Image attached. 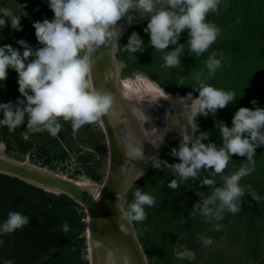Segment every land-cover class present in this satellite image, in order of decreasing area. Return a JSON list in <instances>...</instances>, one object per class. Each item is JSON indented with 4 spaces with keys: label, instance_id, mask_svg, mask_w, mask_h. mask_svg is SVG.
Wrapping results in <instances>:
<instances>
[{
    "label": "clouds",
    "instance_id": "1",
    "mask_svg": "<svg viewBox=\"0 0 264 264\" xmlns=\"http://www.w3.org/2000/svg\"><path fill=\"white\" fill-rule=\"evenodd\" d=\"M221 0H48L53 12V19L45 18L33 23L35 37L40 47L33 48L20 39L17 41L23 52L12 45L0 46V82L7 79L8 69L18 74V91L23 99L15 104L0 103L3 119L0 125L10 130L26 122L33 132L47 131L56 136L62 129L61 120L70 122L73 130L90 124L109 113L114 98L108 91L98 89L93 82V54L101 46L115 45L122 37L119 22L127 19L131 23L137 12L141 17H150L144 32L149 36V44L156 51L165 52L163 67L175 68L181 63L182 45L169 51V46L178 44L181 34L187 30L189 51L196 56L207 52L220 35L221 29L207 20L208 14L219 11ZM23 14H15L8 7H0V29L10 21L12 30L21 31V16H26L25 5H21ZM129 53L143 52L144 41L139 33L133 31L124 46ZM220 59L211 53L205 61L209 75H214L222 67L223 53ZM198 97L192 92L186 96H177L183 104L190 100L191 112L187 114L186 131L179 147L172 148L170 155L178 158V163H169L156 155L145 156L143 144L129 146L128 156L134 161L161 171L168 169L176 177L168 184L170 189H177L188 180L199 179L200 185L210 187V194L197 192L200 200L194 203L190 215L197 213L213 224V230L219 231L220 224L214 223L223 218L225 212L237 214L241 211L242 197L250 195L257 202L264 200L250 188L241 186V180L255 170L256 149L264 146V108L240 107L233 115L231 127L222 121H216L222 143L217 145L207 141L210 132L200 131L197 117L215 115L236 100L234 91L218 89L204 83L197 73ZM160 95H169L162 89ZM253 105L257 101H251ZM141 118L147 119L143 114ZM155 131V129H154ZM197 133H199L197 135ZM152 141V146L159 148L164 143ZM245 158L238 170L224 175L233 156ZM207 173V176L201 174ZM140 175H144L141 169ZM221 176L222 185L217 186L213 178ZM125 184L131 187L127 181ZM134 200L127 202L123 194H116L114 207L120 218L132 222L147 219L145 207L155 205V198L139 188L133 193ZM30 223L29 217L18 211H10L6 220L0 224V235L14 233ZM122 230L127 231L124 225ZM63 230L68 231L64 225ZM205 246L213 240L201 236ZM4 242L0 240V244ZM178 260H194L195 253L186 246L174 250ZM4 264H13L5 260Z\"/></svg>",
    "mask_w": 264,
    "mask_h": 264
},
{
    "label": "rangeland",
    "instance_id": "2",
    "mask_svg": "<svg viewBox=\"0 0 264 264\" xmlns=\"http://www.w3.org/2000/svg\"><path fill=\"white\" fill-rule=\"evenodd\" d=\"M21 5L26 6L24 11L27 13L26 16H21L22 30H12L10 21L6 19V26L0 29V46L10 44L23 52L17 41L23 39L33 48L40 47L32 25L36 21L42 22L45 18L51 20L54 14L48 4L41 0H0V7H8L15 14H23ZM207 20L221 29L217 40L207 52L196 56L189 51L187 30L181 34L177 45L169 46L168 50L171 51L174 47L183 44L180 66L175 68L162 66L165 52L156 51L150 46V38L144 32L147 22L133 26L122 34L115 45L114 60L118 65L120 87L121 82L134 85L141 79L147 80L160 90L163 89L174 99L178 98L177 96L184 97L189 92H192L193 97H198V92L193 89L198 87L195 77L199 73L204 83L225 91H234L236 100L228 107L219 109L215 115L210 113L207 117L203 115L197 117L200 131L211 133L208 140L203 142L220 145L222 138L216 127V121H222L231 127L232 117L240 107L264 108V0H221L219 11L209 13ZM133 31L139 33L144 41L143 52L129 53L124 48ZM213 52L218 59L223 53L224 58L222 67L217 69L214 75H209L205 61ZM17 81L18 74L9 68L7 79L0 82V103L15 104L18 99H23L18 91ZM137 92L136 87H133L132 95L138 97ZM146 95L148 94L139 96L137 99L145 101L138 103L157 108L161 117L159 123L161 135L156 133V129L157 137L150 138L157 142H159L158 138L164 139V143L158 148V154L157 149L152 146L154 155L169 163H178V158L170 155V152L172 148L178 149L179 143L190 131H186V116L191 112V107L178 106L165 110L162 109L165 108V104L171 107L177 105L165 101L162 97L155 99ZM253 99L257 104L251 103ZM0 119H3L2 112ZM172 119H178L180 123L173 125ZM61 123L62 129L55 136L59 140V147L53 146L52 136L47 131L33 132L27 127L26 122L12 129L13 133L21 135L23 142L31 143V150L25 154L17 148L6 151V143L2 140L1 134L7 133L4 130L10 129L6 125H0L1 153L9 159L29 162L36 167L81 183L87 188H93L96 195L103 185L108 168L104 151L98 153L90 147L89 137L94 135L96 122L90 124L92 130H88L87 127L85 132L79 133L78 130H73L70 122L61 120ZM144 124L147 126V120ZM45 146H50L53 154L45 153L43 157L56 155L50 165H41V161H33L37 159V148ZM59 148L64 150L62 161L57 157L61 155ZM254 160L255 170L240 183L246 189L250 188L251 191L264 197V146L256 149ZM245 162L244 157L234 155L224 175L238 170ZM207 175L202 173L201 179ZM209 178L215 179L217 186L222 185L221 176ZM173 179L176 177L168 169L161 171L151 165L146 166L144 175H140L124 195V199L130 203L134 200L133 193L139 188L155 198L154 206L145 207L147 219L131 223L147 264H264V200L257 202L246 194L242 197L241 211L237 214L225 212L221 220L214 222L222 226L219 231H215L213 224L206 222L199 213L190 215L194 203L200 200L197 192L208 195L211 191L210 187H202L199 179L196 181L190 179L182 183L179 188L170 189L168 184ZM76 210L84 224L82 237L85 244L81 248V254L86 258L87 264H90L88 216L82 206L79 205ZM201 236L210 237L213 243L205 246L199 239ZM184 246L195 253L194 260L176 259L174 250ZM68 247L66 244L65 248Z\"/></svg>",
    "mask_w": 264,
    "mask_h": 264
},
{
    "label": "water",
    "instance_id": "3",
    "mask_svg": "<svg viewBox=\"0 0 264 264\" xmlns=\"http://www.w3.org/2000/svg\"><path fill=\"white\" fill-rule=\"evenodd\" d=\"M133 15L136 18L131 25L127 23L126 18L119 22L122 34L129 28L144 24L150 19V17H141L137 12ZM115 45L101 46L93 54L95 63L92 76L96 88L110 93L113 90L116 97L121 98V95L118 96L116 89L112 87L113 82H120L118 65L114 60ZM101 119L110 144V163L103 185L96 197L93 188H87L81 183L36 167L29 162L9 159L1 153V149L0 174L17 178L52 194L65 195L82 206L89 220V222L87 220V238L90 264H147L132 225L121 219L114 207L116 194L125 195L129 189L125 181L132 185L140 177L141 169L144 171L147 164L142 161L129 160L130 156L126 162L125 156L129 148L128 150L122 149L118 159L108 120L104 115ZM145 139L140 136L137 140L138 143L143 144L144 152L147 147ZM149 155H152V149L145 153V156ZM121 225H124L127 231L122 230Z\"/></svg>",
    "mask_w": 264,
    "mask_h": 264
},
{
    "label": "trees",
    "instance_id": "4",
    "mask_svg": "<svg viewBox=\"0 0 264 264\" xmlns=\"http://www.w3.org/2000/svg\"><path fill=\"white\" fill-rule=\"evenodd\" d=\"M1 137L6 151L17 148L22 154L31 150L30 142H23L19 133L4 130ZM8 137V138H7ZM53 146L59 147V140L51 137ZM14 144V145H13ZM17 146V147H16ZM50 146L37 148V159L41 165H50L55 156ZM61 161L63 149L59 148ZM48 154V155H49ZM54 168V167H51ZM79 205L65 195L56 196L17 178L0 174V224L10 211H18L29 217L30 223L11 234L0 235V264L11 260L13 264H87L81 254L85 244L82 233L84 224L77 215ZM64 225L68 231H64ZM68 244V248H65Z\"/></svg>",
    "mask_w": 264,
    "mask_h": 264
},
{
    "label": "flooded vegetation",
    "instance_id": "5",
    "mask_svg": "<svg viewBox=\"0 0 264 264\" xmlns=\"http://www.w3.org/2000/svg\"><path fill=\"white\" fill-rule=\"evenodd\" d=\"M112 87L114 90L116 89L118 96L119 94L121 95V98L116 97L115 93L112 90L111 94L114 98L113 107L112 109H110L109 113L105 114L104 116L106 120H108L107 123H108V126L112 134V139L114 141V150H116L117 151L116 153H118L117 158L118 159L120 158V153L122 152L121 151L122 149L128 150L129 146L137 144L138 143L137 140L139 139L140 136H143L144 139L146 138L145 141L147 142V147L145 148L146 150L144 153L148 152V150L152 148V143H151L152 137L151 136L157 137L154 129L155 130L157 129L156 133L159 135H161V132H162V130L159 128V123L161 119V117H159L160 115L159 110L157 108L150 107L142 103H138L140 101L143 102L145 100L127 99L120 87V83L118 82H113ZM161 105L160 106L158 105V106L162 108ZM168 105L169 104L167 105L165 104V108L163 107L162 109L167 110V108H177L178 107V106L171 107L170 105L169 106ZM140 114H143V116L147 117V119L141 118ZM146 120H147V126L144 124ZM95 122H96L97 128L93 129V131L95 130L94 135H92V137H89V140L91 142L90 147L97 150L98 153L104 151L106 161H107V166H108L107 168V172H108L109 163H110V144L106 136V131H105V127L103 125L102 119L100 118ZM171 123L173 125H177L180 123V121L178 119H172ZM90 124H86L84 127L78 129V133L85 132V129H87V127L90 128ZM122 124L124 125V127L126 126V129H128L129 133L131 134L130 141L128 142L123 137V133L121 131ZM89 128L88 130H92L91 128L90 129ZM100 140H102V142H100ZM157 154H158V149H157ZM125 160L126 162L128 161V155L125 156ZM150 165L151 163L147 164V166H150Z\"/></svg>",
    "mask_w": 264,
    "mask_h": 264
},
{
    "label": "bare ground",
    "instance_id": "6",
    "mask_svg": "<svg viewBox=\"0 0 264 264\" xmlns=\"http://www.w3.org/2000/svg\"><path fill=\"white\" fill-rule=\"evenodd\" d=\"M43 3H46L48 4V0H41ZM132 84V83H131ZM130 83H123L121 82V88H122V91L125 95V97L127 99H133V100H136L139 96H143L145 93H147L148 95L146 96H149L151 98H155V99H158V97H162L165 101L173 104V105H177V106H180V107H184V108H188L190 107L191 105V101L190 100H186L183 104H181L179 102V99L178 98H172L170 96L168 97H163L160 95V89L157 88L156 86H154L152 83L148 82L147 80H138V82L134 85H131ZM133 87H136V89L138 90L137 94L139 95L138 97L136 95H132L131 93V90ZM122 93V94H123ZM131 101V100H130ZM134 102V101H133ZM128 103V101H127ZM188 111V110H187ZM121 125V124H120ZM125 128V129H124ZM151 129V128H150ZM121 131L123 133V137L125 138V140L128 142L130 141V133H129V130L126 129V126L124 127V125H122L121 127ZM154 133V132H153ZM135 135V134H134ZM132 142V141H131ZM130 144V143H129ZM132 144V143H131ZM154 148V147H153ZM152 149V148H150ZM155 151L154 149H152V155H154ZM129 160H131V158H129ZM83 185V184H82ZM97 196V194L95 195V197ZM89 222V220H88Z\"/></svg>",
    "mask_w": 264,
    "mask_h": 264
}]
</instances>
